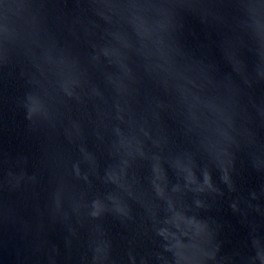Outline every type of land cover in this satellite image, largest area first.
Listing matches in <instances>:
<instances>
[{"label":"water","instance_id":"1","mask_svg":"<svg viewBox=\"0 0 264 264\" xmlns=\"http://www.w3.org/2000/svg\"><path fill=\"white\" fill-rule=\"evenodd\" d=\"M0 264H264V0H0Z\"/></svg>","mask_w":264,"mask_h":264}]
</instances>
